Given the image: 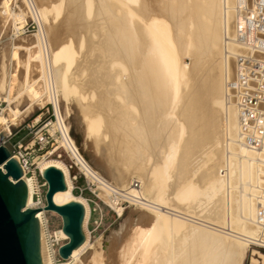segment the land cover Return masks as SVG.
<instances>
[{
  "label": "bare ground",
  "instance_id": "obj_1",
  "mask_svg": "<svg viewBox=\"0 0 264 264\" xmlns=\"http://www.w3.org/2000/svg\"><path fill=\"white\" fill-rule=\"evenodd\" d=\"M95 1L67 0V4L60 1L53 5L52 18L59 19L64 5L68 11L59 19L61 23L55 20L60 24L52 27L54 21L45 24L49 3L43 1L45 7L41 2L39 6L35 0H25L38 31L34 40L11 44L9 56L8 44L2 45L0 91L8 87V97L17 81L18 95L26 92L32 103L41 97L36 83L43 81L59 122V147L69 153L87 180L100 186L99 193L107 200L111 199L110 189L124 190L148 213H138L130 230L133 233L125 244L122 241L123 246L119 244V252L112 253L109 248L115 245V235L110 245L97 253L86 228L88 203L73 194L67 166L57 159L38 162L35 157L32 165L41 175L50 166L63 174L65 189L54 193L53 202L61 206L75 201L85 210L83 243L67 259L53 263L41 237L42 264H97L105 256L106 264H146L160 248L167 251L165 256L150 263L240 264L247 243L264 246L259 245L264 240L258 237L262 231L256 222L264 207V165L257 163L264 157L241 142L234 104L235 59L244 53L235 43L244 24L238 5L242 8L240 4L249 5L250 0ZM188 1L191 4L186 6ZM7 16L13 18L18 30L23 13L12 15L6 6H0V21ZM88 17L92 19L88 21ZM84 29H92L91 38L98 31L102 33H98L96 43L95 38H86L91 45L85 37L77 40L83 32L75 37L70 33L73 40L66 33ZM74 42L79 43L81 52L86 49L80 61ZM21 51L25 52L23 60ZM183 57L190 62L187 64ZM10 60L17 67L21 64L23 73L19 76L20 71L14 68V73L12 68L14 72L7 80ZM34 68L37 79L32 77ZM69 95L82 113L84 139L91 141L99 154L98 166L111 182L89 165L69 135L58 102L59 96L67 101ZM5 100L7 108L0 112V142L19 115L18 109L10 107V98ZM3 125L6 130L1 131ZM134 175L140 183L138 189L131 186ZM22 180L28 190V207L35 177L24 171ZM110 203L121 212L115 201ZM254 255L251 264H264V253Z\"/></svg>",
  "mask_w": 264,
  "mask_h": 264
},
{
  "label": "rangeland",
  "instance_id": "obj_2",
  "mask_svg": "<svg viewBox=\"0 0 264 264\" xmlns=\"http://www.w3.org/2000/svg\"><path fill=\"white\" fill-rule=\"evenodd\" d=\"M24 1H22V0H0V6H6L8 8V11H9L10 14L13 15V14H18V13L22 12L23 15H24L23 22H21V23L16 25L17 27H20L18 30L14 29L13 18L12 17L7 16L5 18L7 20L4 19L6 21V23L2 19L1 20L3 21V23H2V21H0L1 25L2 24L4 25L2 27L3 30L0 29V32H1L0 33V51H1V48H2L3 44H6V45H3V46H7V44H8V46L10 47L9 48L7 46V48H8L7 49L8 50V56L10 54L9 51L12 50V45L11 44H17V43L19 44V42L21 44L22 43L24 44L25 41L27 42L29 40L30 41L34 40L35 39V33H37L36 31H38L37 21L32 17V15H31V13L29 11L30 4H25ZM35 1H36L37 4L41 2L40 5L41 6H45V7H46V5H42V4H44L45 2H46L45 4L49 3L48 4L49 7L48 6L46 7L47 8L46 9L47 10L46 14L48 16H46V23L45 24L51 23V22L54 21L52 23L53 24L52 27L57 26V23L59 25L61 23L60 20L65 15L63 13H65V10L68 11V8L64 7L66 5L62 6L63 13H61V14L63 16L60 15V17H61V18L59 17L60 20L59 19H55V18H52V17L55 16L54 15V11L52 10V6L53 5H57L60 1H62V5L63 4H67V0L66 1L65 0H56V2L58 1L57 3H55V0H52V1L51 0L50 1L43 0L45 2H43L42 0H35ZM64 1H65V3H64ZM81 1H84V0H81ZM188 2H190V3H188ZM188 2L186 3V6L191 4V1H188ZM94 3H96L95 0H94ZM67 7H68V5H67ZM161 12L164 14L165 11L163 10ZM159 14H160V12H159ZM160 15H162V14H160ZM9 17H10V19H9ZM162 17H164V16L162 15ZM166 17H165V19H168ZM90 18L92 19V17H90ZM90 18L88 17L86 19L89 21ZM229 19L231 20V18H229ZM55 20H59L60 23L58 21L56 23ZM75 23H74V26H75ZM6 24H8V25L6 26ZM47 25H51V24H47ZM76 26H78V22H77ZM87 29L81 30L79 33H78V31L77 32H66V33H67L68 37H70L73 40L74 38H72V36L75 37V34L77 35V34H81V32H83L82 33L83 35L82 34L79 35V36H82L81 38L77 35V38H78L77 40L79 41L82 38L84 39V37H85V41L87 42L89 40V39H86L88 36L90 38H91V36H94L93 35V31L91 32L92 29L91 30L90 29L87 30ZM87 31H89V32H87ZM95 32L96 31H94V33ZM66 33H65V35H66ZM70 33L71 34L74 33V34L71 36ZM98 33L100 35V33H102V32L101 31L97 32V34L94 37L96 40L94 38H91V40L92 39L95 40V43H96V41L98 39ZM65 35L63 37L65 39H68V37H66ZM74 41L76 42V40H74ZM87 43L89 44V42H87ZM76 44L78 46H75V48H76V50L78 49L77 51L79 52V56H81V57L83 56L84 57L83 53H85L86 49L85 48H84L85 50L82 49V52H81V49L79 48V43L77 42L74 45H76ZM89 45H91V44H89ZM86 46H88V45L86 44ZM91 47L92 46H90V48ZM80 53L83 54V55H80ZM22 54H24V55H22ZM21 55L24 56V57L21 56V58H20V59L23 60L25 58V52L21 51ZM83 57L81 59L79 57L78 61L82 60ZM183 60L185 62L188 61L187 64L190 62L188 57H183ZM8 62L9 63H8V66H7V74H8L7 80H9V76L11 75V73H13L16 70L14 68H17L20 71V72H18L19 76L23 73V70H22L23 68H21L22 67L21 64L19 65V67H20L19 68V67L16 66L15 61H11L10 60ZM14 66H16V67H14ZM12 68L14 69V71H12ZM36 71H37V69L34 68L33 73H32V77L35 75L33 78L36 77V79H37V77L39 78V76H37L39 74H37L38 72H36ZM14 73H16V71ZM15 82H16V84H15ZM15 82L13 83V85L15 84V86H13V85L11 86V89H10L11 93H10V95H8V97H7V89H8V87L5 90L6 92L4 90L0 91V99H1V101H3L2 107L5 108V109L7 108V104L8 103L5 100V98H10V101H11L10 102V107L19 110V113H18L19 115L17 116L15 121H13V120L9 121L10 123L12 121L14 122V124L11 125V127H10L11 133L13 134V137L9 141V144H8L9 147L12 144H14L15 142H17L18 140H20L25 135V133H26L25 126L27 124H30L32 122V120L36 119L38 116H41L39 121L44 122V118H46V116H47V114H46V106L50 102L49 99H48L47 93H46V91L44 89L45 85L43 84L44 83L43 81H41V80L37 81V83H36L37 87L36 86L35 87L39 88L38 90H40V92H41V97L39 99H37V100H34L32 103H31L30 99L28 98L26 92H23L21 95H18L19 89H20V83L17 82V81H15ZM18 83H19V85H18ZM58 102H59V106H60V112L62 114V117L64 118V123L69 128V135L74 140V142L76 143L80 154L83 156V158L89 163V165L94 170L96 169L95 171L98 170L97 172H99L102 176H104V178L106 177L105 179L107 181H109L110 180L109 177L100 168V166H98V162H97L98 160L96 158H99V154L97 155L96 151H94L95 149H93L92 144H90L91 141L84 139V135H83L84 134V122H83V120H81V118H82L81 114L82 113H80V111H79L80 108H79L77 102L75 101L73 96H70V95H69L67 101L65 99L60 98V96H59ZM30 104H32V105H30ZM29 105H30V108L28 109ZM3 115H4V113H3ZM9 122H8V124H10ZM41 122H40V124H41ZM8 127H9V125H8ZM3 129L6 130V126L3 125L1 131ZM30 140H31V138H30V136H28L24 140V143H27V141H30ZM45 151H47V152L54 151V153L52 155H50L49 157H42L43 159H45V161L49 160V159H57V160L61 161L63 164H65V166H67V168L69 170L70 179H71V182L73 184V194L76 195V196H81L84 199L87 198V199L90 200V202L88 203V206H89V217H88V220H87V223H86V228H87V231H88L89 243L91 244V246L93 245L95 250H97V253H100L101 250L104 251L105 248H107L110 245V240L112 241V238H114V236L116 235L118 240L114 239L115 245L113 246L111 244L109 248H111V252L112 253H116L117 251L119 252L122 249L123 244H125L126 241H129V237L131 236V233H133L131 231L134 229V223L138 220V215H139L138 213H140V211H142V212L144 211L145 212L146 208L144 209L142 207H139V204H135L134 203V205L133 204L125 205L124 208L122 207L121 212L118 213L115 208H112L113 206L110 203V200H107L106 197L103 196V194L101 195L99 192H98L99 194L96 193L98 195L99 199L93 197L92 194L89 191H87V190H83L82 195H80V191L79 190L85 188V179H84L85 176L83 174V171L80 170L79 166L76 164V162L72 159V157L69 156V153H67L61 147H59L58 141L56 143H54L53 145L49 144L48 147L45 149ZM42 153L43 152H39V153L36 154V156H39L38 162H40ZM36 156H34V158ZM132 178L135 179L137 177L134 175V177H132ZM38 181L42 182V179L39 176H38ZM109 182H111V180ZM112 201H114V199ZM145 213H148V210ZM52 214L53 213L50 212L47 215H48V217L50 218L51 221H53L54 223H57L58 219L54 216L55 214H53V215ZM121 226H122V228H120ZM174 233H175L174 237L177 238V235H176L177 232H174ZM178 236H179V234H178ZM108 237H110V238H108ZM258 237H260L261 239H264V237H262L261 233L258 234ZM176 238H174V239H176ZM171 239L174 240L173 239V233H172ZM122 241H124L123 244H121ZM119 244L122 245V246H120ZM117 248H119V249H117ZM160 249L159 250L156 249L157 251L155 250L152 258H150V260H149V263L147 262L148 264H152V263H150V261L153 260L154 258H159V257L165 256V253L167 251L164 250L163 248H160ZM256 252L264 253V246H257L255 244H253V241H252L251 244L247 243V245L244 248L242 259H240V264H251V259L256 257L254 255V253H256ZM126 254H127V251H126ZM102 259H103V261H101ZM104 259L106 260V256L104 258L98 259L97 260L98 262H96V263L97 264H101L102 262H103V264H106V262L109 263L108 260H106V262H104Z\"/></svg>",
  "mask_w": 264,
  "mask_h": 264
},
{
  "label": "built area",
  "instance_id": "obj_3",
  "mask_svg": "<svg viewBox=\"0 0 264 264\" xmlns=\"http://www.w3.org/2000/svg\"><path fill=\"white\" fill-rule=\"evenodd\" d=\"M240 5H243V7L239 8L238 5V13L239 10L242 11L244 24L243 30L240 34H237L235 43L244 50V53L243 55L239 54L235 59L236 102L234 104L236 109H238V133L241 142L245 146L258 150L260 152L259 155L264 157V0H250L249 5L246 2ZM227 100H230L228 96ZM2 104L3 101L0 100V112L3 108ZM46 114L44 122L39 121L41 116H38L30 124H27L25 126V135L10 147L8 144L13 137L11 132L0 142V145L6 146L10 155L16 158L22 172L25 171L27 175L35 177L32 200L30 205L26 206V208L31 209L44 208L47 190V183L43 179L39 168L32 165L34 156L39 152H43L41 161L43 160L42 157L52 155L55 150L47 152L45 149L49 144L53 145L56 143L61 136L58 128V118L52 102L47 104ZM28 136H30L31 140L24 143V140ZM36 158H39V156H36ZM257 164L264 165V159L258 161ZM37 175L41 177L42 182L38 181ZM84 179L85 188L79 190L80 195H82L83 190H87L93 197L99 199L96 193L101 192L100 186L93 181L87 180L86 177ZM131 186L138 189L140 183L137 179H134L131 182ZM108 193V197L111 198L110 200L114 199L115 206L124 208L125 205H134L135 203L131 201L132 196H129L124 190L116 192L110 189ZM85 200L87 203L90 202L87 198ZM137 200H139L138 197L135 201ZM48 213L50 212L41 210L36 213L40 229V245L42 237V244L46 255L53 263H57L64 260L59 256L58 249L66 244L67 239L62 235L60 217L55 214L54 216L58 219V222L54 223L48 217ZM256 222L262 231V237H264V207L258 213Z\"/></svg>",
  "mask_w": 264,
  "mask_h": 264
},
{
  "label": "water",
  "instance_id": "obj_4",
  "mask_svg": "<svg viewBox=\"0 0 264 264\" xmlns=\"http://www.w3.org/2000/svg\"><path fill=\"white\" fill-rule=\"evenodd\" d=\"M42 177L47 183L43 209L56 213L62 220V232L68 241L58 249V254L67 259L84 241V206L75 201L61 206L53 202L54 193L65 189L63 174L58 168H46ZM27 195L18 162L6 146L0 145V264H42L36 218V212L42 209L26 208Z\"/></svg>",
  "mask_w": 264,
  "mask_h": 264
}]
</instances>
